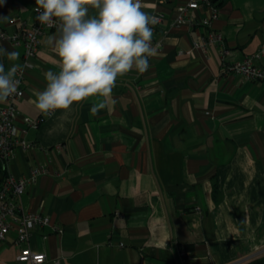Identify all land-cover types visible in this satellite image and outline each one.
<instances>
[{
  "label": "crops",
  "instance_id": "crops-1",
  "mask_svg": "<svg viewBox=\"0 0 264 264\" xmlns=\"http://www.w3.org/2000/svg\"><path fill=\"white\" fill-rule=\"evenodd\" d=\"M188 1L142 0L150 14L166 13L156 33L161 45L149 71L117 78L111 110L92 116L96 98L67 115L57 110L28 129L35 147L17 149L7 163L0 158V184L9 173L49 169L19 199L23 211L62 228L38 227L28 240L46 253L44 264H246L264 251V82L225 75L217 46H194L204 28L173 23ZM217 2L213 28L225 38L227 60H242L264 41V0ZM34 5L3 0L4 29L31 23ZM53 33L40 35L25 72L20 125L24 117H45L33 101L46 86L45 72L59 71L47 45ZM0 44L24 63L22 45ZM0 62L6 70L13 63ZM16 239L12 229L0 241V264H29L17 260Z\"/></svg>",
  "mask_w": 264,
  "mask_h": 264
},
{
  "label": "clouds",
  "instance_id": "clouds-1",
  "mask_svg": "<svg viewBox=\"0 0 264 264\" xmlns=\"http://www.w3.org/2000/svg\"><path fill=\"white\" fill-rule=\"evenodd\" d=\"M34 10L39 24L55 29L47 45L59 58V71L45 72L46 86L33 101L45 117L57 110L67 115L89 98H96L92 116L111 110L117 78L133 69L149 71L150 59L157 55L153 26L159 17L143 10L142 0H35ZM4 57L13 63L6 70L0 62V104L17 93V76L28 66L15 63L19 53L0 44V61Z\"/></svg>",
  "mask_w": 264,
  "mask_h": 264
},
{
  "label": "built area",
  "instance_id": "built-area-1",
  "mask_svg": "<svg viewBox=\"0 0 264 264\" xmlns=\"http://www.w3.org/2000/svg\"><path fill=\"white\" fill-rule=\"evenodd\" d=\"M218 0H190L177 7L178 16L173 22L175 25L187 24L190 27H202L194 41V46L206 50L209 45H215L219 49L221 57L222 72L228 74H242L251 81L264 82V66L260 64V59L264 55V41L260 47L252 54L242 60L228 61L229 49L226 45L223 34L213 28V22L219 16ZM202 7L209 9L210 14L205 17L196 18L191 13ZM35 5L32 8L34 19L31 23L23 21L22 26L16 31L9 33L4 29L0 20V40H10L16 45L24 47V63L27 62L22 74H18L20 81L18 91L10 97L0 108V158L6 163L11 159L17 149L28 151L35 147L34 143L26 138V133L30 128H36L46 117L33 119L24 117L23 125L17 123L18 100L24 94V80L27 68L33 65V60L37 57L39 49L40 35L55 31L53 27L39 24L35 20ZM159 17V22L153 26V45L157 48L161 45L157 38V30L165 21L166 13L156 11L151 13ZM23 63V64H24ZM49 171L46 165H40L31 170L28 176H17L13 173L7 174L0 184V241H5L10 230L17 231L16 244L20 246L17 260L29 264H44L47 261L46 253L33 250L28 244V240L38 227L51 225L53 231L62 232V228L57 224H51L49 217L40 212L23 211L20 204V197L27 190L31 183L37 181L40 175ZM53 264H60L56 259Z\"/></svg>",
  "mask_w": 264,
  "mask_h": 264
},
{
  "label": "trees",
  "instance_id": "trees-1",
  "mask_svg": "<svg viewBox=\"0 0 264 264\" xmlns=\"http://www.w3.org/2000/svg\"><path fill=\"white\" fill-rule=\"evenodd\" d=\"M246 264H264V255L256 257L251 261L247 262Z\"/></svg>",
  "mask_w": 264,
  "mask_h": 264
},
{
  "label": "rangeland",
  "instance_id": "rangeland-1",
  "mask_svg": "<svg viewBox=\"0 0 264 264\" xmlns=\"http://www.w3.org/2000/svg\"><path fill=\"white\" fill-rule=\"evenodd\" d=\"M260 254H261V255H264V251H262Z\"/></svg>",
  "mask_w": 264,
  "mask_h": 264
}]
</instances>
